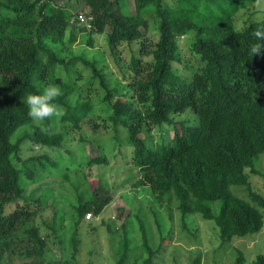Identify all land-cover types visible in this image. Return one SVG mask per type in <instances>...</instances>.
I'll use <instances>...</instances> for the list:
<instances>
[{"label":"trees","instance_id":"obj_1","mask_svg":"<svg viewBox=\"0 0 264 264\" xmlns=\"http://www.w3.org/2000/svg\"><path fill=\"white\" fill-rule=\"evenodd\" d=\"M127 1L115 0L113 5L110 0H83L87 8L80 10L92 16L87 25L76 19L79 10L67 1L0 0V264H52L45 235L34 222L49 191L42 190L37 198L24 196L16 158L25 141L59 147L61 129H81L92 112L87 98L74 103L70 99L77 92L76 81L57 75L58 67L69 63L51 46L71 44L86 26L85 42L94 46L92 35L105 34L108 54L119 65L121 79L110 85L95 61H84L105 92L101 103L109 109L115 136L124 135L116 145L124 142L130 147V162L139 173L136 184L146 185L159 204H176L182 218L196 214L211 221L222 244L263 227L264 197L253 190L249 178L257 157L264 153V48L251 58L246 48L255 42L253 33L264 25V17L235 29L232 16L242 6L240 0H132L134 13ZM149 32L155 40H148ZM188 34V60L184 71L177 72L173 63L181 61L178 38ZM122 43L130 48L128 62L118 56ZM49 83L61 89L56 102L62 111L58 119L38 124L28 116L23 101ZM187 110L191 117L184 116ZM162 124L171 126L170 139L162 136L150 146L139 136L143 127ZM83 143L81 137L80 156ZM82 158L88 163L103 161L101 156ZM231 186L246 188L249 199L238 196ZM108 200L92 193L80 202L76 226L86 213L99 214ZM138 221L145 255L141 260L135 257L130 231L120 222L115 228L114 264L153 263L159 250L150 243L143 220ZM171 237L170 229L159 242ZM70 240V250L54 263L80 264L75 232ZM244 261L239 252L234 264ZM188 264H202L201 256L196 254ZM249 264H264V254H256Z\"/></svg>","mask_w":264,"mask_h":264},{"label":"rangeland","instance_id":"obj_2","mask_svg":"<svg viewBox=\"0 0 264 264\" xmlns=\"http://www.w3.org/2000/svg\"><path fill=\"white\" fill-rule=\"evenodd\" d=\"M59 1H67L75 10L87 8L83 0ZM114 1L110 0L113 5ZM128 1L129 9L134 13L132 0ZM239 3L242 6H239L232 16L235 29H241L247 20L264 17V0H240ZM83 28L71 44L65 42L51 46L69 63L67 67H58L57 75L65 80L76 81L75 87L79 93L71 95L70 99L74 103L87 98L93 104L92 112L82 121L81 129H61L63 139L59 147L35 146L25 141L20 157L16 158L20 159L18 164L22 168L23 195L37 198L42 190L49 191L46 192L45 204L36 213L34 220L39 226L40 234L45 235L49 262L57 264L54 262L63 259V255L71 248L70 238L75 232L79 239L76 259L80 264H114L118 248V234L115 233V228L120 222L127 225L132 238L133 254L141 260L145 254L140 248L138 217L143 220L150 234L153 248L159 250L155 253L152 264H188L196 254L201 256L202 264H234L239 252H242L245 258L242 264H249L256 254H264V224L256 233L233 237L222 244L211 221L203 220L196 214H188L182 218L176 204H159L146 185L136 184L139 173L130 162V147L124 142L123 145H116L117 138L120 140L123 133L119 132L120 134L115 136L107 118L109 109L101 103L105 92L100 87L98 78L93 76L91 67L84 61H95L110 85L121 79L119 65L113 61L110 53L108 54L106 35H92L94 46H89L84 40L88 26L85 30ZM152 39L155 40L156 36L149 32L148 40ZM189 39L190 34L178 38L181 61L173 63L177 72L184 71L188 60L186 44ZM137 50L136 43L134 52ZM117 52L119 58L125 62L129 61L131 52L127 44H120ZM116 97V94L112 95L113 100ZM184 113V116L188 117L193 115L189 110ZM33 122L41 124V121ZM172 134L171 126L162 124L143 127L139 136L150 146H154L162 136L168 140ZM81 137L84 140L81 145L84 153L82 156L78 152ZM43 154L54 159L57 165H53L42 156ZM87 155L91 158L101 156L103 161L88 163V158H82ZM80 163L82 164L79 165ZM254 169L255 171H250V185L264 197V153L257 157ZM237 187L231 186V190L238 196L249 199L246 188ZM92 193L108 197L109 200L99 214L86 213L84 222L78 227L76 207L80 202L89 199ZM262 210L264 212V209ZM87 220H90V225L94 227L87 225ZM170 229L171 239L160 243V235H167Z\"/></svg>","mask_w":264,"mask_h":264},{"label":"clouds","instance_id":"obj_3","mask_svg":"<svg viewBox=\"0 0 264 264\" xmlns=\"http://www.w3.org/2000/svg\"><path fill=\"white\" fill-rule=\"evenodd\" d=\"M253 36L255 42L249 43L246 48V55L250 58L254 54H259L264 48V25L258 27ZM61 94V89L51 83L42 86L34 93L27 94L23 102L28 106V116L40 122L59 115L62 108L56 102V98Z\"/></svg>","mask_w":264,"mask_h":264},{"label":"built area","instance_id":"obj_4","mask_svg":"<svg viewBox=\"0 0 264 264\" xmlns=\"http://www.w3.org/2000/svg\"><path fill=\"white\" fill-rule=\"evenodd\" d=\"M75 16H76V19H78L81 22H84L87 25H88L87 21L92 18V16L90 15L89 11L87 12L86 10H84V11L79 10Z\"/></svg>","mask_w":264,"mask_h":264}]
</instances>
